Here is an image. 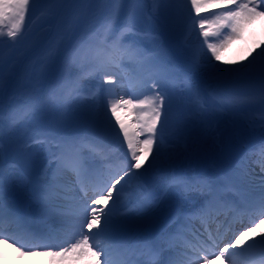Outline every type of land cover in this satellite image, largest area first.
<instances>
[{
	"label": "snow or ice",
	"instance_id": "obj_1",
	"mask_svg": "<svg viewBox=\"0 0 264 264\" xmlns=\"http://www.w3.org/2000/svg\"><path fill=\"white\" fill-rule=\"evenodd\" d=\"M42 2L53 20L64 10L114 12L121 7V0H31V4L30 0H0V37H7L0 39V239L15 246L21 243L18 234L23 230L35 241V248L46 249L41 254L52 257L55 264L84 260L114 264V253L127 244L136 241L155 249L172 230L183 233L191 225L192 218L185 213L206 218L215 210L224 216L221 228L232 229V217L240 215L247 216L248 222L230 231L226 240L207 228H197L195 241L186 243L177 252L180 259L169 264H211L212 260L264 264V232L257 231L264 225V136L254 140L252 133L233 127L219 151L199 150L205 136L214 135L208 127L209 114L201 105L207 94L220 95L221 106L227 100L232 111L240 110L241 103H251L256 95L264 106V46L259 51L254 48L251 59L246 56L244 61H221L220 57L223 48L249 24L264 20V0H153L154 22L166 38L167 50H125L138 61L142 91L107 104L101 97L100 107L91 114H66L55 127L43 129L40 146L55 145L54 163L47 167L22 154L17 146L15 116L6 115L11 105L5 103L4 76V49L25 40L21 31L26 16ZM108 28L102 23L97 29L99 46L123 47L119 42L108 45L103 39ZM192 33L199 47L190 38ZM213 39L216 42H209ZM97 71L104 83L116 85L117 74L110 72L108 63L101 62ZM178 76L184 77L187 89L179 99L169 87V81ZM42 106L39 97L25 108L36 118ZM121 108L136 113V127L121 118ZM173 122L189 137L200 170L187 180L175 174L155 184L148 177L162 162L165 134ZM114 148L118 157L113 155ZM177 158L169 155L170 161ZM62 175L71 178V188L61 183ZM135 180L145 181L147 187L136 197L135 213L120 214L126 207L122 194ZM167 180L174 181L175 187L165 186ZM201 183L206 188L203 193L198 190ZM6 223L16 224L17 232L5 228ZM132 225L135 231L130 233Z\"/></svg>",
	"mask_w": 264,
	"mask_h": 264
},
{
	"label": "rangeland",
	"instance_id": "obj_2",
	"mask_svg": "<svg viewBox=\"0 0 264 264\" xmlns=\"http://www.w3.org/2000/svg\"><path fill=\"white\" fill-rule=\"evenodd\" d=\"M125 2L127 5L126 7L124 6ZM156 12L157 9L153 4V0H140L139 3H133L132 0H121L120 11L118 8L114 12H110L106 9L89 10L88 8L74 11L64 10L60 13L62 14L61 20L58 19L60 14L53 20L52 13L49 11L48 6L43 2L37 5L34 11L30 10L28 16H26L24 27L21 31V35L26 36L25 40L20 44H16L14 48L6 47L4 49L6 60L4 76L5 74H8V77L11 78V80L14 79L13 83L9 87H6V98L8 101H11L13 105L17 103V95L21 94L22 90L17 86L18 82L16 79L23 78L22 76H24L27 81L33 80L34 82H40V86H37L38 91L36 92V96L38 98H44L45 95L47 96L45 99H43V106L39 115L36 118H32L30 124L22 125V130H19L17 126H15L14 139L17 141L16 143L18 144V148L19 144L27 145V148L24 150L19 148L22 151V154L30 156L37 163L45 161L43 159H45L47 156L40 146V143H38V134L41 133L40 130L53 127L54 125L56 126L62 122L57 118V115L54 112V107L57 105L56 103L51 102V99H53V96L57 93L63 94V91H66L67 96L70 99H73L72 94L69 93V91L70 89H72V93L77 91L72 85L70 86L67 83L66 79L76 80L77 83L82 86H79V89L85 90L88 94L93 90V93H96L95 89L92 87L94 83L91 82L92 80L90 81L89 78L91 75L99 76L100 73L92 71L93 74H86L85 76L79 78L77 75H74V70H77L78 68L89 70L90 67L94 64H97V62L92 61L91 57L89 56L83 57V54L75 60H73V58L76 53L80 54L83 52L84 48L82 49L79 45L82 44L84 46V44H89L87 37H92L95 35L100 24L107 23L109 25L108 31L113 33L118 28L125 25L124 21H128L126 22L127 24H133L139 27L138 31L148 35V38H142L149 40V42L145 43L141 38L137 37V42L141 45L139 47L144 48L146 52L149 48L155 50H167L166 38L165 36L159 34L157 25L154 22ZM42 13L46 15H43ZM35 19H38V22L36 23L38 26L27 32L28 27ZM49 27H53V29L46 31V28L49 29ZM82 27H84V30L82 32H78V30H80ZM37 30L40 31L37 32ZM6 31L7 29H5V32ZM156 37H158V39H154ZM0 38L7 40L6 36ZM104 38L110 39L108 34H106ZM190 38L192 39L194 45L199 47V41L196 40V34H190ZM76 39H79L77 43L74 41ZM201 39L203 38L201 37ZM235 40L237 39H233L232 41ZM209 42L212 41L210 40ZM80 50L81 52H79ZM69 53H71L70 56L68 55ZM247 56L249 59H251V56ZM70 60L76 62L81 61V66L78 64L76 65V68L75 65L67 67V63ZM53 70L57 71L52 74ZM177 71L179 72L180 70L177 69ZM66 72L68 73L65 74ZM56 76V86L53 89V93L47 92L49 91L47 87L48 84L51 83V78H56ZM181 85L182 84L178 82L176 86H174L179 90V93H177L178 99L182 95ZM169 87L171 88L173 86ZM211 94L212 93H209L206 96H210ZM214 95L219 100L222 99L220 95ZM94 96L95 99L96 95ZM49 97H51V99ZM86 100L87 101L83 102L78 101V99H73L68 104V107L71 111L78 112L79 117L81 113L84 114L85 111L91 114L95 111V106L93 105L92 101L90 102L91 97L87 98ZM225 101L227 102V100ZM225 107L228 109V111ZM225 107L220 106V110L218 106H214L217 112H214V114H209L210 119L208 127L213 126L215 135L219 136V139L211 142V139L206 137L203 144L200 145V151L212 153L213 151H216L217 147L221 146L223 141H226V144L227 140L225 139H228V134L231 130L229 126L232 124H241L240 128L252 133L253 139L254 136H259V138L264 136V106L261 105L258 95L255 96V99L252 100L251 103H242L240 110L238 111L233 112L230 110L232 108L230 104L225 105ZM238 112H242L244 114V116L240 115L241 120L238 118ZM224 113H227L228 115H225ZM256 113L259 114L262 119L258 118ZM120 114L121 118L125 117L126 119H130L132 120V124H135L134 122L136 119V114L130 112L129 109H121ZM39 118L47 124H42V121ZM170 132L174 137V140L169 144V146L165 148V151L164 148L162 149V161L169 160V155H172L173 157H178L172 161L173 163H184L192 160L194 164L197 165L196 169H200L199 160L193 158V149L191 148L189 137L181 129V126L178 123L173 122L170 125ZM180 139L184 141L182 145L179 142L181 141ZM33 142L37 143L34 145ZM28 148H31L30 151ZM181 153H185L186 155H181ZM212 164H209V166H212ZM9 244L12 249H16L12 242H9ZM22 254L14 255L13 264L55 263L50 256H35L34 260H31L32 256L30 257L29 255Z\"/></svg>",
	"mask_w": 264,
	"mask_h": 264
},
{
	"label": "bare ground",
	"instance_id": "obj_3",
	"mask_svg": "<svg viewBox=\"0 0 264 264\" xmlns=\"http://www.w3.org/2000/svg\"><path fill=\"white\" fill-rule=\"evenodd\" d=\"M240 37L243 38V41H241ZM236 40L235 42H231L228 44L223 50L221 51V61H244V58L249 55L250 52L255 48L257 51H259L261 46H264V20H256L252 24H249L244 31L242 32L241 36ZM104 53H108V50L104 49ZM255 53H253L254 55ZM138 64V63H137ZM139 67L136 66V69L134 70V73L131 76L124 77L123 75H120V72L116 69H113L110 67V72L116 73V79L117 83L116 85H108V89H105V93H108L109 98L106 100L108 102H112L117 100L120 96H126V90L129 89L131 86V83L135 81L133 78H137L139 76ZM104 79V77H102ZM132 78V79H131ZM106 84V83H105ZM128 87V88H126ZM133 91H130V94L136 93L139 94L142 90V88L132 89ZM118 96H117V95ZM117 96V98H116ZM126 99V98H125ZM125 110V108H122ZM128 109V108H127ZM128 124H131L133 127H136L134 124L131 123L130 120L125 121ZM151 160V159H150ZM151 162V161H149ZM210 162V161H209ZM180 163V162H179ZM179 163L175 164H166L165 161H162L160 164L161 171H164L165 173H158L156 176H154V179L158 182L157 184H163L164 180H166L167 177H169L168 173L175 174L177 172H180L182 167L186 168L189 172L194 170V162L192 160L182 163V166L179 165ZM158 170V172H160ZM259 177H257L258 180ZM61 183L65 184L67 187L71 188L72 180L68 176H61L60 177ZM174 182V181H172ZM142 187H146V183H142ZM258 190V189H257ZM137 192V189L135 190ZM135 195V194H134ZM128 191H125L122 196L123 200L122 203L126 204V202H130L132 199L129 198L131 196H134ZM124 212V215H133L135 213V209H132L131 206H126L122 209ZM123 214V213H122ZM14 227H12L11 230H14V232H17V225L14 224ZM263 226V228H261ZM135 231V226H130L129 232L132 233ZM258 232H264V225H260L257 228ZM20 232V231H19ZM143 245V243H139L136 241H133L130 244H127L124 246V248L130 252L132 249H135L136 246ZM148 248H152L151 245L146 246ZM18 254L14 249H11L10 246L6 244H0V264H13L14 262V255ZM81 264H88L87 260H84L81 262ZM211 264H219L218 260H212Z\"/></svg>",
	"mask_w": 264,
	"mask_h": 264
}]
</instances>
